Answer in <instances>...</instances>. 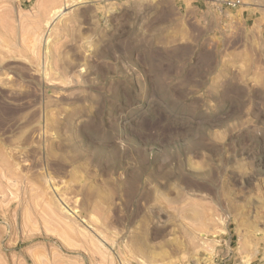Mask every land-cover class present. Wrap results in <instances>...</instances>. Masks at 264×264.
Here are the masks:
<instances>
[{
  "label": "rangeland",
  "instance_id": "rangeland-1",
  "mask_svg": "<svg viewBox=\"0 0 264 264\" xmlns=\"http://www.w3.org/2000/svg\"><path fill=\"white\" fill-rule=\"evenodd\" d=\"M0 264H264V0H0Z\"/></svg>",
  "mask_w": 264,
  "mask_h": 264
},
{
  "label": "built area",
  "instance_id": "built-area-1",
  "mask_svg": "<svg viewBox=\"0 0 264 264\" xmlns=\"http://www.w3.org/2000/svg\"><path fill=\"white\" fill-rule=\"evenodd\" d=\"M233 5H234V4H233ZM233 5H232V6H233Z\"/></svg>",
  "mask_w": 264,
  "mask_h": 264
}]
</instances>
